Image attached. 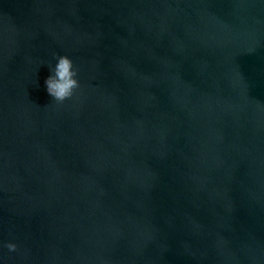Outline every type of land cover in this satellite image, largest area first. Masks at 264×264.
Wrapping results in <instances>:
<instances>
[{"label": "water", "instance_id": "95a60500", "mask_svg": "<svg viewBox=\"0 0 264 264\" xmlns=\"http://www.w3.org/2000/svg\"><path fill=\"white\" fill-rule=\"evenodd\" d=\"M0 264H264V0H0Z\"/></svg>", "mask_w": 264, "mask_h": 264}, {"label": "clouds", "instance_id": "9594fccd", "mask_svg": "<svg viewBox=\"0 0 264 264\" xmlns=\"http://www.w3.org/2000/svg\"><path fill=\"white\" fill-rule=\"evenodd\" d=\"M78 69L74 68V62L68 55L58 58V63L51 69V75L46 79L47 92L56 101L62 102L73 95L79 87L77 79ZM10 251H15L17 245L8 243Z\"/></svg>", "mask_w": 264, "mask_h": 264}]
</instances>
